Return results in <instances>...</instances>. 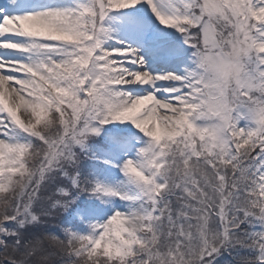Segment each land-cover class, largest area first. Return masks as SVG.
Wrapping results in <instances>:
<instances>
[{
	"label": "snow or ice",
	"instance_id": "6c2138e0",
	"mask_svg": "<svg viewBox=\"0 0 264 264\" xmlns=\"http://www.w3.org/2000/svg\"><path fill=\"white\" fill-rule=\"evenodd\" d=\"M138 5L179 33L182 47L151 41L183 68L154 71L117 39L112 13ZM126 123L138 146L113 127L101 150L123 157L104 163L124 179L81 176L82 157L99 158L89 138ZM61 176L70 187L46 196ZM81 193L100 204L73 209ZM114 199L125 208L100 206ZM61 212H75L62 236L28 238ZM225 252L264 264V0L0 8V264H219Z\"/></svg>",
	"mask_w": 264,
	"mask_h": 264
}]
</instances>
